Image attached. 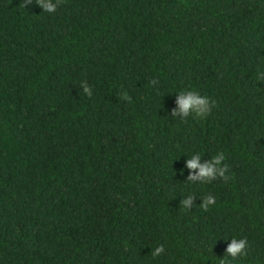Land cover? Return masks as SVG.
<instances>
[{
	"label": "trees",
	"instance_id": "trees-1",
	"mask_svg": "<svg viewBox=\"0 0 264 264\" xmlns=\"http://www.w3.org/2000/svg\"><path fill=\"white\" fill-rule=\"evenodd\" d=\"M35 2L0 0V264H264V0Z\"/></svg>",
	"mask_w": 264,
	"mask_h": 264
},
{
	"label": "clouds",
	"instance_id": "clouds-1",
	"mask_svg": "<svg viewBox=\"0 0 264 264\" xmlns=\"http://www.w3.org/2000/svg\"><path fill=\"white\" fill-rule=\"evenodd\" d=\"M32 3L33 0H23V3L20 6L26 8L27 5ZM35 3L41 7L44 12L55 13L58 6L62 3V0H36ZM257 78L264 81V72H259ZM150 83L155 86L158 84V80L153 79ZM80 87L85 95L89 98L92 97V88L86 81L81 82ZM214 106L215 101L210 100L209 97L203 96L197 91H182L179 92L176 98V107L172 109L171 115L179 117L185 121L193 114L196 117L204 118L211 114V110ZM201 160V155L199 153H195L186 161V168L190 170L187 177L188 182L193 184H208L217 179H222L224 181H228L230 179L227 175L229 168L226 164H224L225 155L223 152L212 156L210 161L202 163ZM196 197L197 196L195 195L189 194L181 201V207L187 210H192L193 207H197L195 203ZM215 203V197L209 194L202 198V204L198 207L202 208L204 211H208L210 206L215 205ZM248 248L249 243L246 238H232L226 248V258L220 260L221 264H226V259L229 257L231 260H238L241 256H247ZM164 252V246L160 245L151 252V255L156 257L160 256Z\"/></svg>",
	"mask_w": 264,
	"mask_h": 264
}]
</instances>
